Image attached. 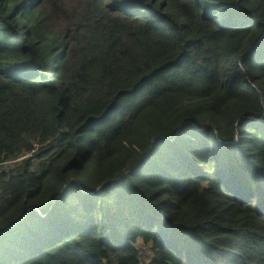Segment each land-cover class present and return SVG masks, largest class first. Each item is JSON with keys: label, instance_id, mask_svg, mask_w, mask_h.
Here are the masks:
<instances>
[{"label": "trees", "instance_id": "1", "mask_svg": "<svg viewBox=\"0 0 264 264\" xmlns=\"http://www.w3.org/2000/svg\"><path fill=\"white\" fill-rule=\"evenodd\" d=\"M16 159L0 264H264V0H0Z\"/></svg>", "mask_w": 264, "mask_h": 264}, {"label": "rangeland", "instance_id": "2", "mask_svg": "<svg viewBox=\"0 0 264 264\" xmlns=\"http://www.w3.org/2000/svg\"><path fill=\"white\" fill-rule=\"evenodd\" d=\"M19 160H20V159H16V160L9 161V163L6 162L5 164H3V165L0 166V170L2 171V170H4V169H7V168H9V167H12L15 163H18ZM7 163H8V164H7ZM6 164H7V165H6Z\"/></svg>", "mask_w": 264, "mask_h": 264}, {"label": "built area", "instance_id": "3", "mask_svg": "<svg viewBox=\"0 0 264 264\" xmlns=\"http://www.w3.org/2000/svg\"><path fill=\"white\" fill-rule=\"evenodd\" d=\"M3 164H5V163L0 164V166L3 165ZM0 172H1V170H0Z\"/></svg>", "mask_w": 264, "mask_h": 264}]
</instances>
